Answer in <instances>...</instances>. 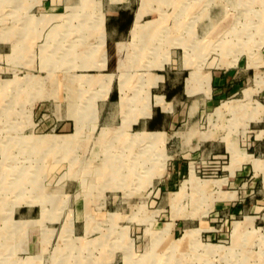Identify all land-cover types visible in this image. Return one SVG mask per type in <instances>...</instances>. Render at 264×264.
<instances>
[{
  "label": "rangeland",
  "instance_id": "rangeland-1",
  "mask_svg": "<svg viewBox=\"0 0 264 264\" xmlns=\"http://www.w3.org/2000/svg\"><path fill=\"white\" fill-rule=\"evenodd\" d=\"M138 2L53 0L52 10L65 13L45 16L43 35L51 51L59 47L58 59L28 65L10 54L11 25L23 18L11 15L13 2L0 0V264L15 262L9 249L18 256L44 249L45 256L34 257L40 264H264V138L255 139L264 126L257 121L264 86L251 100L242 92L199 110L187 111L184 99L166 135L130 127L151 113L149 88L157 78L143 75L145 68L160 67L174 52L180 60L235 54L234 44L222 45L235 41L225 32L237 10L248 14L235 27L242 39L251 36L238 38L240 60L264 52V21L249 24L253 14L264 15V0H140L131 25L122 28L130 25L129 42L117 44L120 110L105 98L112 73L100 80L92 75L96 67L71 65L61 54L64 48L68 55L74 37L89 52L96 36L90 24L102 28L101 9L119 15L108 17L112 27L127 22ZM209 8L219 20L225 15L224 23L212 17V33L224 25L225 32L220 46L202 49L197 29L208 22ZM73 20H80V34L53 29L62 22L68 29ZM136 22L144 27L133 35ZM177 41L199 47L171 48ZM102 46L101 34L98 68L105 66ZM38 52L30 57L37 60ZM201 67L192 66L189 86L204 80ZM153 98L165 105L162 96ZM132 105L137 113L125 110Z\"/></svg>",
  "mask_w": 264,
  "mask_h": 264
},
{
  "label": "crops",
  "instance_id": "crops-1",
  "mask_svg": "<svg viewBox=\"0 0 264 264\" xmlns=\"http://www.w3.org/2000/svg\"><path fill=\"white\" fill-rule=\"evenodd\" d=\"M52 1L53 0H10V2H13L11 15L13 17L15 16L16 20L18 17L23 18V20H21L20 23H15V24L13 23L10 28V33H11L10 54L12 59H14L15 57L16 64L19 63H25L28 65L34 63L49 64L51 63V59L53 58L58 59L59 52L57 50H59V47H57L58 48L57 50L51 51L48 48L47 42L45 41L46 37H44L43 35V33L45 32L44 30L48 29L47 24H44L45 16L47 17L52 15V16L60 17L65 13L64 11L60 12V10L57 12H55V10H52V6H53ZM188 1L193 2L198 0H188ZM208 1H212V0H208ZM139 2L134 10L129 9L130 8L129 5H126L122 7L121 10H119L120 14H124L125 13L124 11L129 9L130 13L128 17L132 15L130 25L134 19V14L139 6ZM73 7H75V3L73 4ZM209 7L211 8V6ZM210 8L208 11L209 12L208 22L206 24H203L201 29L199 30L197 29V33L201 32L202 34V38H203L202 39L203 43H201L202 49L215 47L217 45L220 46L221 44L218 43L221 40H223V38L222 39L219 38L221 36L220 34L223 33L222 31L225 32L224 30L225 25H224L223 27L221 28L219 27L214 33H212L213 32L212 24L215 22V19H213L212 17L218 18V13L213 14L212 13L213 10L211 11ZM245 10L247 9L242 8V11L240 10L236 11L233 24H231L230 27L228 28V31L225 32L227 34L233 35L235 37V41L237 40V42L231 41V42H227V45L226 44H224V46L222 45L224 49L226 48L230 49V47H232L231 45L234 44L235 54L231 55L232 57L231 56L226 57L228 55L217 53V56L212 59L206 57V59L204 58L198 60L192 57L189 58L188 60L186 58H181L180 60L179 57L175 55L176 52H174V57L173 58L171 57L170 60L151 61L153 63L156 62L158 63L159 61H162V65L160 67L154 65L149 69L145 68V71L143 73V75H150L154 78H157L156 83L150 86L149 88L151 113L147 117H139L136 121L132 122L130 124L131 129H136V131L158 130L164 132V134L166 135L177 124V119L175 118V115L178 112L177 104L181 103L184 99L187 101L189 100L187 111L189 110L192 111L194 109L197 110H199L200 108L202 109L205 106V103H213L216 99L219 102H221V100L227 96H236L242 92L244 93L245 89L250 88L249 89L251 91L250 98L252 95L257 94V91L264 86V70H262L260 74L256 73L257 67L264 68V52L261 51L257 55V57H255V54L249 51L244 60H240V55H239L240 53L239 52L237 53V51L241 49V44H238L239 42L238 38L240 40L242 39L241 36L242 31H240L241 28L238 29L235 26L237 23L242 24L244 22V21L240 22L241 21L240 19L242 18V15L243 16L245 15V13L248 14L247 11ZM254 11L258 12L256 9H254ZM99 13H101L103 16L102 28H97L96 26L93 25V23L90 24L91 26L90 30L92 29V31L96 33V36H95V42L92 48L89 49V52L83 53L81 51L82 46H81L80 38H78L79 41H77L78 39L74 37L73 41L71 40L68 55H66L64 48H62L63 52L61 54V58L63 57L64 60L63 62H66V59L68 58L67 62L70 63L71 65L87 64L96 67V72L92 75H98V77H100V80L105 75L112 73L113 76L109 85V89L105 91L106 94L105 98L109 102L116 101L117 106L119 107L118 109L122 110L118 105L119 90H118V79L116 76L117 60H118L117 44L119 42H123V43L129 42L131 38L129 34L131 27L130 25L128 29H122L120 25H114L111 27L107 24V22L109 21L108 17L111 16L112 18L113 17L118 18L119 15L115 14V12H109V10L103 11L102 9L101 12ZM198 14L199 11L193 12L191 19L189 20L190 21L189 26L195 23ZM256 14L253 15L257 21L252 20L254 22L256 21L255 22L256 25L250 23L252 22L251 21L252 18L251 16L249 17L251 18L249 20V23L252 24L254 27L258 26L257 24L259 22V19L261 21L262 20L264 21L263 16L259 17ZM73 17H75V14ZM222 17L224 18L225 15L224 14L221 15L220 20L218 18V20L216 21L219 23L220 22L224 23V20L221 21ZM194 18L196 19L194 20ZM192 19L194 23L191 21ZM69 23L71 25L68 27V29L66 23L64 22L55 25L53 29H56V32H58L59 34L66 33L68 30L71 33L73 32L74 34H76L79 32L80 34L81 28L83 27L82 24L80 23V20L79 23H77L76 20L70 21ZM76 29L78 32L76 31ZM230 29H233V31L232 32L229 31ZM122 31L124 32L123 37H117V35L119 33H122ZM252 33L254 34V32ZM101 34L103 35L102 52L105 55V66L103 68H98L97 66H95L96 64H98L99 61V57L96 53V46L100 39ZM246 37L248 38V34ZM126 38H128L129 40L126 41ZM248 39L245 40V37H243L242 40L247 41ZM179 42L180 41L174 42L175 44L172 45L171 48L185 49L184 48L185 46L186 49L193 50L194 48L199 47L195 44L196 41H193L189 44H184V46L181 45L183 42H180V45L178 44ZM263 42L264 39L261 41V43ZM33 48L40 50V52H38L37 60H34L33 55L32 57H30V51L34 50ZM23 54L25 56L24 57L25 60L19 62V59H21ZM195 65L202 66L201 72L203 73V75H205V79L202 80L200 78H197V80H195V82L193 83V86H189L187 84V79L190 76L189 72L192 66ZM250 81L252 86L244 88L243 86L248 84ZM155 95H160L163 97L165 102L164 106H161V104L157 105L153 103L154 100L153 97ZM244 98H246L245 95ZM220 104L217 105L216 109L220 107ZM263 108L264 105L262 104L261 105L262 111L260 113L261 115L259 116L260 119L257 120L259 123L264 120ZM125 110L127 112L137 113L139 111V107L132 105L130 107H127V109ZM263 138H264V126L257 129L255 139L258 144H261ZM15 252L16 251L9 249V252L6 253L8 256L17 257L15 259V262L11 264H40L39 262L34 263V257L40 258L45 256L46 253L44 249H40L37 251L31 250L24 253L23 256H18Z\"/></svg>",
  "mask_w": 264,
  "mask_h": 264
},
{
  "label": "bare ground",
  "instance_id": "bare-ground-1",
  "mask_svg": "<svg viewBox=\"0 0 264 264\" xmlns=\"http://www.w3.org/2000/svg\"><path fill=\"white\" fill-rule=\"evenodd\" d=\"M208 3H209V2H208ZM247 6H248V5H247ZM220 9H221V8H220ZM220 9H219V10H220ZM245 11H247V10H245ZM262 13H263V12H262ZM258 16H260V15L258 14ZM263 16H264V15H263ZM247 17H248V16H247ZM261 17H262V15H261ZM246 19H247V18H246ZM246 19H245V20H246ZM250 19H251V18H250ZM192 20H193V19H192ZM192 20H191V21H192ZM245 20H244V21H245ZM252 20H253V19H251V21H252ZM256 21H257V20H256ZM256 21H255V22H256ZM247 22H248V21H247ZM255 22L252 21V22H250V23H252L253 25H256ZM250 23H249V24H250ZM254 23H255V24H254ZM258 23H259V22H258ZM243 24H245V22H243ZM236 25H237V24H236ZM143 27H144L143 25H138V23L136 22V23L134 24V27H133V30L131 31V33H132L133 35H137L138 33H140V31L143 29ZM233 27H234V26H233ZM253 27H254V26H253ZM258 28H260V27H258ZM233 29H234V28H233ZM251 30H252V28H251ZM235 31H236V30H235ZM240 31H241V30H240ZM240 31H239V33H240ZM245 33H246V32H245ZM247 34H248V33H247ZM246 36H247V35H246ZM248 38H249V37H248ZM118 44L121 45L122 42H121V43H118ZM119 65H122V60L119 62ZM203 79H205V76H203ZM250 95H251V91H250L249 89H245V97H246L247 100H250ZM137 97H138V99L136 98V100H137V102H138V100H141V99H140V96H137ZM196 104H197V103H196ZM224 104H225V103H224ZM224 104H223V105H224ZM194 105H195V104H194ZM192 106H193V105H192ZM233 106H234V105H233ZM194 107H195V106H194ZM234 107H236V106H234ZM225 108H226V107H225ZM218 112H219V111H218ZM152 137H153L154 139H156L157 136H154V135H153ZM152 137L149 136V138H152ZM236 159H237V157H234V158H233V160H235V161H236ZM209 249H211V248H209ZM209 249H208V250H209Z\"/></svg>",
  "mask_w": 264,
  "mask_h": 264
},
{
  "label": "trees",
  "instance_id": "trees-1",
  "mask_svg": "<svg viewBox=\"0 0 264 264\" xmlns=\"http://www.w3.org/2000/svg\"><path fill=\"white\" fill-rule=\"evenodd\" d=\"M130 20H131V16L128 18L127 22H125V23H123V24L120 25L121 28H125L127 26V24L130 23Z\"/></svg>",
  "mask_w": 264,
  "mask_h": 264
}]
</instances>
